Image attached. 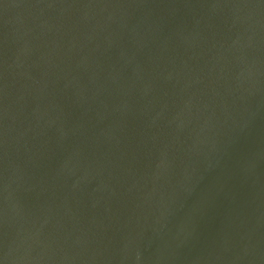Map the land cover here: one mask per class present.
<instances>
[{"label":"water","instance_id":"95a60500","mask_svg":"<svg viewBox=\"0 0 264 264\" xmlns=\"http://www.w3.org/2000/svg\"><path fill=\"white\" fill-rule=\"evenodd\" d=\"M0 264H264V0H0Z\"/></svg>","mask_w":264,"mask_h":264}]
</instances>
